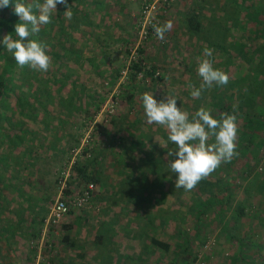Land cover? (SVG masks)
Masks as SVG:
<instances>
[{
  "label": "trees",
  "instance_id": "obj_1",
  "mask_svg": "<svg viewBox=\"0 0 264 264\" xmlns=\"http://www.w3.org/2000/svg\"><path fill=\"white\" fill-rule=\"evenodd\" d=\"M122 1L68 0L70 6L68 10L72 12L71 19L64 14L65 6L57 5V12L53 13V22L41 26V31L34 37L46 45L50 57V66L45 73L33 72L27 67L20 68L12 54L0 48V188L1 191L9 190L11 194L17 193L18 197L25 201L26 208L34 211L31 221L41 227L48 211L44 207L36 206L38 202H42L43 190L41 191L38 186L45 174H52L51 171L55 170L57 175L55 184H60L64 180L67 165L71 164L69 178L64 181L66 182V188L63 190L64 200L82 197L90 186L93 189L95 186L102 189L106 186L103 179L102 157H99L94 149L82 147L81 140L87 124L93 122L99 114L105 96L119 82L123 67L117 66L108 78L105 77L108 75L105 71L99 75L102 79L101 87L105 89L109 87L103 96L87 92L83 85H77L72 81L71 76L77 68L85 64L93 68L94 72H98L106 65V59L95 56L96 51L92 48L99 45L98 54L108 51L113 44L110 43L113 37L111 30H124L121 24L112 21L114 15L123 14ZM27 2L31 3L32 0ZM221 4L219 10L221 12L228 10L231 14L225 17L226 25L229 27L223 29L224 31L213 32L216 36L213 41L198 42L205 44L208 49L226 52L227 57L236 60L237 72L233 71L235 78L232 80L230 78V82L221 86L225 90L220 92V85L212 86L207 94L210 99L208 108L205 109L211 110L214 118H220L222 113L237 117L238 154L230 162L222 163L223 168H220L222 175L219 178L213 179L208 176L194 189L179 191L180 195L187 198L185 214L195 219L191 227L192 234L180 227L172 242L150 238V246L154 250L173 256L170 264H195L198 261V254L194 249L197 247L199 252L208 242L204 234H214L218 230V236L230 242L235 250L229 259L230 264H264V206L254 212L252 224L247 221L246 209L249 207L245 204V202L248 204L247 200L232 207L234 203L232 185L247 183L251 177L245 168L237 169L236 164L240 159L251 155L258 166V158L262 156L261 149L264 145V99L260 98L261 94H264V0H223ZM196 11L189 13L187 23L190 35L196 36L198 40L202 22ZM96 15L104 20L103 29H100V24L95 23L93 18ZM18 20L11 7L0 9V38L9 33L15 37V33H12L13 25ZM131 25L133 23H130ZM97 30L98 34L95 33ZM230 30L237 34L239 39L225 47L224 38H227L226 34ZM150 35L151 33L149 38ZM221 37L224 40H221ZM116 41L120 42L119 39ZM122 43L127 46L128 42ZM85 51L89 53V57L85 56ZM227 64L231 62L227 60ZM151 68V71H144L146 76L153 77L156 73V67ZM132 71L134 73L128 75V84L120 85L118 88L120 102L130 107L135 97L138 74L143 69L140 65L134 64L131 67ZM226 89L230 91L234 89L229 97L226 95ZM236 95L237 103L234 104L233 98ZM197 104L200 109V102ZM49 107L55 108L56 111L50 113ZM77 118L79 119L77 124L71 121ZM124 142L119 138L117 161L122 166L127 165L125 159L127 151L132 152L139 147V152L145 157L139 159L137 169L141 170L144 164L150 163L156 167L154 175L156 172L158 173L156 175L160 174L163 182L165 179L169 180V176L175 177L168 171V167L164 166L163 161L154 160L149 153H143L144 145L140 141L130 142L127 146ZM170 147L172 145L169 144L167 148ZM143 172L142 178L148 177V172ZM155 180L156 177L153 186L161 201L168 193L162 180ZM23 185L29 187L32 195H26L22 189ZM118 188L122 190L121 185ZM253 189H256L258 194L264 191V177H254L244 188L249 198L252 197ZM76 190L80 191L75 195ZM128 201L130 199L126 200ZM113 205L116 203L113 202ZM72 209L73 207H70L68 215H71ZM74 220L71 223L63 222L60 226L65 244L70 242L69 234L74 226H80V218ZM50 227L52 229L55 226ZM3 234L4 232H0V236ZM39 234L40 230H36L31 234L32 239H38ZM96 238L104 244L109 237H104L98 231ZM138 261L143 264V259L138 258Z\"/></svg>",
  "mask_w": 264,
  "mask_h": 264
},
{
  "label": "rangeland",
  "instance_id": "obj_2",
  "mask_svg": "<svg viewBox=\"0 0 264 264\" xmlns=\"http://www.w3.org/2000/svg\"><path fill=\"white\" fill-rule=\"evenodd\" d=\"M222 2L223 0L122 1L123 14L114 15L112 21L121 24L124 30H111L113 37L110 43L113 44L108 51L98 54L99 45L92 48L96 51L95 56L106 59V65H103L98 72H94L93 68L85 64L77 68L71 76V80L77 85H83L87 92L103 96L109 87L106 89L101 87L102 79L99 75L105 71L108 73L105 77L108 78L117 66L123 67L119 82L105 96L99 114L93 122L87 124L81 140L82 147L94 149L99 157H102L103 179L106 181V186L103 189L95 186L88 202L80 209L73 208L71 215L65 217L52 229L47 224L50 208L58 198L63 197V190L66 188L64 180L69 178L71 164L66 167L63 187L55 184L57 179L55 170L51 171L52 174H45L39 182L38 187L41 191L43 190V197L42 202H38L36 207H44L48 211L42 227L31 221L34 211L26 208L25 201L20 199L17 193L11 194L9 190L1 191L0 188V207H2L0 208V232H4L3 236H0V264H141L138 258L143 259V264H170L173 256L154 250L150 246V238L172 242L173 236L180 227L191 233L195 219L185 214L187 198L179 194L182 189L175 188V177L169 176L170 179H165L163 182L160 174L156 175L158 174L156 172L154 175L156 167L150 163L144 164L141 170L136 168L139 159L145 157L139 152V147L135 151H127L125 155L127 165L122 166L118 163L117 150L120 148L118 143L119 138L125 141V146L130 142L140 141L144 145L143 153H149L154 160L160 159L165 163L164 166L168 167L169 148H165L163 141L169 132L163 126L145 123L142 94L152 92L157 100L174 96L178 99V106L192 116L199 109L197 102H200V108H208L210 101L207 94L212 87L205 88V94L202 92L199 99L193 98L190 94L193 88H198L202 83L197 74V67L202 59H211L214 68L227 74L228 82L230 78L231 80L235 78L233 71L237 72L236 60L230 56V58L227 57V53L219 49H209L212 51V56L206 57L205 50L202 49L208 48L205 44L198 42L199 40L213 41L216 37L213 32L224 31L223 29L229 27L226 25L225 17L231 14L228 10L227 12L219 10ZM195 10L199 13L202 22L198 40L196 36L190 35L191 31L187 23L189 13ZM93 19L96 24H100V29L105 27V22L100 16L96 15ZM169 22L171 27L165 32L164 39H158L155 27L164 26ZM130 23L133 25L130 26ZM95 33L98 34L99 30ZM149 33H151L150 38ZM226 35L225 47H229V44H234L233 42L239 39L232 30ZM123 41L128 42L127 46L123 45ZM227 50L230 51L229 48ZM85 56L89 57L86 51ZM227 60L231 64L228 65ZM134 64L140 65L143 71L138 74L135 97L130 107L120 102L118 88L120 85L128 84V75L134 73V71L131 72ZM154 66L156 67L154 76H146L144 71H151V67ZM223 89L224 87L220 86V92ZM226 90V95L229 97L234 89ZM261 95L260 98L264 99V94ZM236 99L237 95L233 100ZM236 103L235 101L234 104ZM54 109L49 107V112L56 111ZM71 121L77 124L79 119H71ZM261 153L258 166L251 155L240 159L236 164L237 169L245 168L251 177L247 183L232 185L234 195L232 207L247 200L248 204L245 202L249 206L246 209L247 221L251 224L254 223L252 220L254 212L264 206V191L258 194V191L253 189L252 197L249 198L244 188L254 177H264V145ZM220 168H223L222 164L209 176L213 179L219 178L222 175ZM142 171L148 172V177L142 178ZM5 176L8 175L5 174ZM155 177L157 178L155 181L162 180L165 191L168 193L161 201L153 186ZM116 185H121L122 190L120 191ZM22 189L27 196L32 195L28 186L23 185ZM79 191L76 190L75 195ZM128 199L130 201L126 202ZM113 202L116 205H113ZM77 218H80V226H74L75 228L69 234L70 242L65 244L60 226L63 222L71 223ZM245 225L249 226L247 223ZM36 230H40L39 238L33 240L31 234H34ZM98 231L104 237H109L104 244L96 238ZM218 232L219 230L214 234H204L208 242L199 252L197 247L194 249L198 254V261L195 264H230L229 259L235 250L230 242L218 236Z\"/></svg>",
  "mask_w": 264,
  "mask_h": 264
},
{
  "label": "clouds",
  "instance_id": "obj_3",
  "mask_svg": "<svg viewBox=\"0 0 264 264\" xmlns=\"http://www.w3.org/2000/svg\"><path fill=\"white\" fill-rule=\"evenodd\" d=\"M57 5L65 6V16L72 18L68 0H32L31 3L27 0H0V9L11 7L19 18L13 25L15 37L9 33L0 38V48L11 53L20 68L27 67L38 73L48 71L50 57L46 45L34 37L41 31V26L53 22ZM170 27V22L156 26L157 38L163 40ZM204 56L211 57L212 51L205 49ZM197 74L202 83L190 93L195 99L201 97L205 88L214 84L226 85L229 79L226 73L213 67L211 59L200 61ZM141 101L145 123L163 126L169 132L163 143L165 147L172 145L167 151V165L171 174L175 175V188L185 191L194 189L222 163L230 162L238 154L239 128L235 115L222 113L220 118H214L211 110L200 108L190 116L178 106V99L174 96L157 100L152 92L143 93Z\"/></svg>",
  "mask_w": 264,
  "mask_h": 264
},
{
  "label": "built area",
  "instance_id": "obj_4",
  "mask_svg": "<svg viewBox=\"0 0 264 264\" xmlns=\"http://www.w3.org/2000/svg\"><path fill=\"white\" fill-rule=\"evenodd\" d=\"M61 186L62 187L64 186L63 180H62V182H60V187ZM92 190H93V187L90 186L88 188V191L84 192L82 197H78V198L73 199V200H70V199L64 200L63 197L62 198H58L52 204V206L50 208L47 224L55 226V227L58 226L64 220V218L68 215L70 207L71 208L72 207L73 208L81 207L86 202H88L89 197H90V191H92Z\"/></svg>",
  "mask_w": 264,
  "mask_h": 264
}]
</instances>
